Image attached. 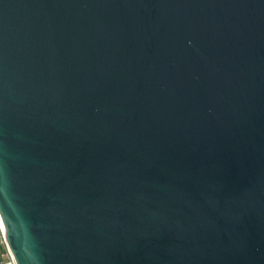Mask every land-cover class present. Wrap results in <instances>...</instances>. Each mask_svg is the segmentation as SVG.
Wrapping results in <instances>:
<instances>
[{
	"label": "water",
	"instance_id": "obj_1",
	"mask_svg": "<svg viewBox=\"0 0 264 264\" xmlns=\"http://www.w3.org/2000/svg\"><path fill=\"white\" fill-rule=\"evenodd\" d=\"M0 220L15 264H264V0H0Z\"/></svg>",
	"mask_w": 264,
	"mask_h": 264
},
{
	"label": "built area",
	"instance_id": "obj_2",
	"mask_svg": "<svg viewBox=\"0 0 264 264\" xmlns=\"http://www.w3.org/2000/svg\"><path fill=\"white\" fill-rule=\"evenodd\" d=\"M0 264H15L14 257L6 242L1 220H0Z\"/></svg>",
	"mask_w": 264,
	"mask_h": 264
}]
</instances>
